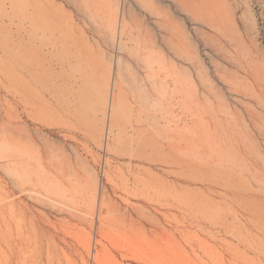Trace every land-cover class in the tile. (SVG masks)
<instances>
[{"label": "rangeland", "instance_id": "374dc122", "mask_svg": "<svg viewBox=\"0 0 264 264\" xmlns=\"http://www.w3.org/2000/svg\"><path fill=\"white\" fill-rule=\"evenodd\" d=\"M176 4L0 0V157L11 139L43 176L23 191L0 158V264H264V0H183L165 100L139 99L107 18L159 40L144 6Z\"/></svg>", "mask_w": 264, "mask_h": 264}, {"label": "bare ground", "instance_id": "6f19581e", "mask_svg": "<svg viewBox=\"0 0 264 264\" xmlns=\"http://www.w3.org/2000/svg\"><path fill=\"white\" fill-rule=\"evenodd\" d=\"M71 2L74 7H76L83 15L87 16L88 18H91L93 16V11L94 9H96V7H92L93 0H71ZM175 2L177 3L176 7L179 17L175 19L177 23L174 24L171 21L172 17L169 15L168 11H164L161 8L154 7L152 9L148 8V6H144L149 11L151 17H156V19L154 20V24L157 28V31H160L159 40L157 34H155L152 29H149L146 23L138 24L136 26H134L132 23H129L127 21V12L125 13V11L121 10L119 5H117V7L114 9L112 17L110 19L107 18L106 24L108 29L112 32L114 44L117 46V48H119V50L121 51L126 49H136L144 57L143 69L145 70V75L144 77H135L134 79V84L138 86L136 87V89L139 92V99L148 101L151 98L157 97L156 101L159 103L165 100V86H169L168 78L170 76L165 75L163 77V74H161V52L158 49V42L175 45V53L181 55L179 51L181 50L182 52V48L181 46L177 48V45L180 44V36L182 35L183 30V25H181L180 23V15L182 14V11L185 7L183 4V0H175ZM152 4H155L154 1H152ZM121 12L122 15L119 20V13ZM128 14L130 16V20L134 19L131 11H129ZM137 26L140 31L137 30ZM174 37H176V42L175 40H173ZM29 59L30 56L26 55V63L29 62ZM133 76L137 75L134 74ZM180 79L181 78H173V84L175 87H180L182 85L181 83L183 82ZM118 86L119 84L116 82V89L118 88ZM235 91L236 93L240 94L238 89H235ZM256 93L258 95V97L256 98L258 99L260 94H258V92ZM254 95L256 96V94ZM7 143H9L7 147L9 150H7L6 153L0 158L5 161L4 166L7 167L9 172L13 175V177H15L14 180L12 179V182L14 184L17 183L19 188L23 191L30 190L31 192H33V189L29 188L28 184L30 185L35 181L36 183H42L43 176L41 169L38 168V166H36V164L32 161H29V159H31L32 157H30L25 150L23 151L20 147L17 146L13 148V142L11 139H8ZM38 165L40 167V164ZM104 211V204H101L99 218L102 223H104Z\"/></svg>", "mask_w": 264, "mask_h": 264}]
</instances>
